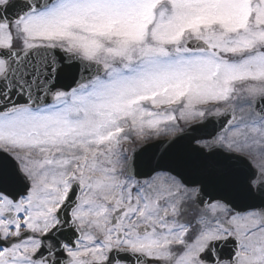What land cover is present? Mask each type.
Masks as SVG:
<instances>
[{
	"label": "snow or ice",
	"instance_id": "6c2138e0",
	"mask_svg": "<svg viewBox=\"0 0 264 264\" xmlns=\"http://www.w3.org/2000/svg\"><path fill=\"white\" fill-rule=\"evenodd\" d=\"M0 264H264V0H0Z\"/></svg>",
	"mask_w": 264,
	"mask_h": 264
}]
</instances>
